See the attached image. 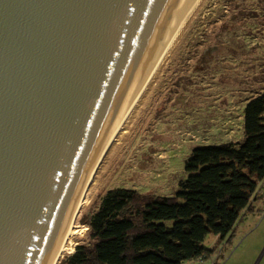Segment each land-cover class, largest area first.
<instances>
[{"label": "water", "instance_id": "water-1", "mask_svg": "<svg viewBox=\"0 0 264 264\" xmlns=\"http://www.w3.org/2000/svg\"><path fill=\"white\" fill-rule=\"evenodd\" d=\"M196 0H0V264H53L115 130Z\"/></svg>", "mask_w": 264, "mask_h": 264}, {"label": "rangeland", "instance_id": "rangeland-1", "mask_svg": "<svg viewBox=\"0 0 264 264\" xmlns=\"http://www.w3.org/2000/svg\"><path fill=\"white\" fill-rule=\"evenodd\" d=\"M262 1L255 12L243 0L196 1L99 164L77 225L84 226L108 190L173 197L187 177L184 164L193 148L240 139L244 106L264 91ZM234 13L241 15L230 23ZM261 194L252 211L239 217L232 236H207L204 245L213 253L189 264H264ZM84 228L75 247L85 238Z\"/></svg>", "mask_w": 264, "mask_h": 264}, {"label": "trees", "instance_id": "trees-1", "mask_svg": "<svg viewBox=\"0 0 264 264\" xmlns=\"http://www.w3.org/2000/svg\"><path fill=\"white\" fill-rule=\"evenodd\" d=\"M243 1L253 12L263 2ZM240 15L234 13L227 21L234 23ZM240 120V139L192 149L184 164L187 177L173 197L108 190L82 221L85 238L58 264H187L208 259L214 248L204 245L205 238L232 236L242 213L252 211L263 197L258 188L264 180V91L246 103Z\"/></svg>", "mask_w": 264, "mask_h": 264}, {"label": "bare ground", "instance_id": "bare-ground-1", "mask_svg": "<svg viewBox=\"0 0 264 264\" xmlns=\"http://www.w3.org/2000/svg\"><path fill=\"white\" fill-rule=\"evenodd\" d=\"M196 1H198V0H196ZM196 1L194 2V4L196 3ZM194 4H193V6H194ZM193 6L191 7V9L193 8ZM191 9L189 10V12L191 11ZM187 14H186V16H187ZM185 17H184V19H185ZM184 19L182 20V22L178 26L177 30L175 31V33L172 36L171 40L169 41L168 45L166 46V48L164 49V51L161 54L160 58L158 59L157 63L155 64L154 68L150 72L149 76L147 77L146 81L144 82L143 86L141 87L140 91L138 92L137 96L135 97L134 101L132 102L130 108L128 109V111L125 114L124 118L122 119V121L120 122L119 126L115 130L113 136L111 137L110 141L108 142V144H107L106 148L104 149L101 157L99 158L96 166L94 167V169H93V171H92V173H91V175H90V177H89V179H88V181H87V183H86V185H85V187H84V189L82 191V194H81V196H80V198L78 200V203H77L76 208L74 210L73 216H72L71 221L69 223V227H68L67 232L65 234V237H64V239H63V241H62V243L60 245V248H59V250L57 252V255H56L55 259H54L53 264H58L60 262V259L65 255V253L72 251V248L75 247V245L77 244L75 239L78 238L79 236H81L83 231L85 230L84 226L77 225V218H78L77 215L80 212L82 206L84 205L86 191H87L89 185L91 184V182L93 181L94 174H95L99 164L101 163L103 157L105 156V154L107 153V151L109 150L111 145L115 142V140H116L117 136L119 135L120 131L123 129V126L127 122V120L129 118L133 108L136 105V102L138 101V98L140 97L141 93L145 89L147 83L149 82V80H150L151 76L153 75V73L155 72L156 68L160 64L163 55L165 54V52L169 48V45L171 44L172 39L176 35V33H177L178 29L180 28L181 24L183 23Z\"/></svg>", "mask_w": 264, "mask_h": 264}, {"label": "crops", "instance_id": "crops-1", "mask_svg": "<svg viewBox=\"0 0 264 264\" xmlns=\"http://www.w3.org/2000/svg\"><path fill=\"white\" fill-rule=\"evenodd\" d=\"M240 126H241V130H242L241 120H240ZM258 191H259L260 194L264 191V180L259 184ZM256 202H257V201H256ZM256 202H254V205H255ZM191 262H192V261H191ZM191 262H188L187 264H189V263H191ZM193 262H194V261H193ZM198 263H201V262L198 261Z\"/></svg>", "mask_w": 264, "mask_h": 264}]
</instances>
